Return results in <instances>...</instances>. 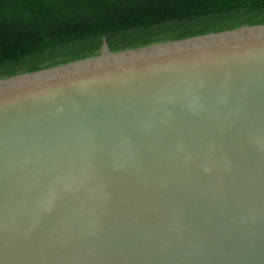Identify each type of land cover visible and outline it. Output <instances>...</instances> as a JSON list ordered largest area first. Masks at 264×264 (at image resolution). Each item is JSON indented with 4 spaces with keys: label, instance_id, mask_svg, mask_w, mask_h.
I'll list each match as a JSON object with an SVG mask.
<instances>
[{
    "label": "water",
    "instance_id": "95a60500",
    "mask_svg": "<svg viewBox=\"0 0 264 264\" xmlns=\"http://www.w3.org/2000/svg\"><path fill=\"white\" fill-rule=\"evenodd\" d=\"M0 77V264H264V23Z\"/></svg>",
    "mask_w": 264,
    "mask_h": 264
},
{
    "label": "trees",
    "instance_id": "16d2710c",
    "mask_svg": "<svg viewBox=\"0 0 264 264\" xmlns=\"http://www.w3.org/2000/svg\"><path fill=\"white\" fill-rule=\"evenodd\" d=\"M246 20L264 23V0H0V77Z\"/></svg>",
    "mask_w": 264,
    "mask_h": 264
}]
</instances>
